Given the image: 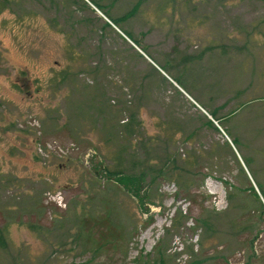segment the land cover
I'll return each instance as SVG.
<instances>
[{"label":"rangeland","instance_id":"obj_1","mask_svg":"<svg viewBox=\"0 0 264 264\" xmlns=\"http://www.w3.org/2000/svg\"><path fill=\"white\" fill-rule=\"evenodd\" d=\"M257 186L264 0H0V264H264Z\"/></svg>","mask_w":264,"mask_h":264},{"label":"trees","instance_id":"obj_2","mask_svg":"<svg viewBox=\"0 0 264 264\" xmlns=\"http://www.w3.org/2000/svg\"><path fill=\"white\" fill-rule=\"evenodd\" d=\"M123 19H125V15L120 16L119 18H115L113 19V21L115 23H118L120 21H122ZM125 35L132 39L131 35L129 33H125ZM133 42L134 39H132ZM177 82H179L177 79H175ZM211 116H214L215 118H217L215 116V113L212 111L210 112ZM131 124V117H128V127ZM129 144H131L130 142H128ZM232 143V142H231ZM128 157H131V155L128 154ZM169 161L172 162V159L169 157V155H165L164 157V162L163 165H160V167L156 170L154 169H149L152 171V173H157V174H161V176H167L166 171L164 172V168L167 167V163H169ZM188 163H185L186 166L190 165L189 161H186ZM116 165H118L120 163L119 160L115 161ZM135 162L132 161V159L128 160V175L122 172L121 168H115L113 170L110 171H106L107 169H104L106 172V176H108L109 178H113L115 181H117L124 189L126 192H128V195L134 200V202L136 203V206L139 208V210H141V212L146 213L148 211V205H153L154 201H152L151 198H149L148 195V187L149 185L146 186V184L143 181V176L139 175V174H135L132 171V167H134ZM174 169H178V172H175L173 176V180L175 181L176 186H178V188L182 189V190H187V187L189 185L188 183V179H186V177L184 176V173H186L184 166L182 165L181 167L175 168V166H172ZM173 168H169L171 171H173ZM166 169V170H167ZM147 170V169H146ZM166 174V175H165ZM254 181V180H253ZM255 182V181H254ZM256 185V184H255ZM258 191L262 197V200L264 201V190L260 188V186H257ZM252 190V189H251ZM252 194L255 196V198H257V195L255 194V192L252 190ZM187 214L185 212H182V210L177 209L176 212L173 214V216L170 218L168 226L164 227V234L167 233L168 229H177L179 228V226L184 225L183 223L186 221L187 219ZM179 219H183L181 222V224H177ZM193 225L196 226V223L200 225V227H202L203 230L207 231H211L212 228V224L210 222V217H208L207 215L204 214H200L197 218L193 219ZM5 242L4 240L0 237V246H4ZM190 251L192 252V249H190Z\"/></svg>","mask_w":264,"mask_h":264}]
</instances>
